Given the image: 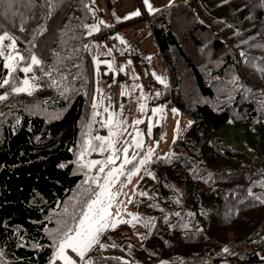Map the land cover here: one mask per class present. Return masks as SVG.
Returning a JSON list of instances; mask_svg holds the SVG:
<instances>
[{
  "label": "trees",
  "instance_id": "trees-1",
  "mask_svg": "<svg viewBox=\"0 0 264 264\" xmlns=\"http://www.w3.org/2000/svg\"><path fill=\"white\" fill-rule=\"evenodd\" d=\"M115 2L0 0V33L23 57L9 70L0 55V82L10 81L0 87V264H65L58 245L103 182L100 165L84 158L108 157L106 147L97 152L96 61L120 55L117 36L144 21L167 77L163 84L148 72L151 101L190 121L146 163L124 219L83 259L68 250L71 259L180 264L203 255L207 264H264V0H183L124 20ZM233 26L243 35L230 41ZM32 56L41 61L32 65L36 87L12 91ZM228 119L243 127L247 151L220 134Z\"/></svg>",
  "mask_w": 264,
  "mask_h": 264
},
{
  "label": "rangeland",
  "instance_id": "rangeland-1",
  "mask_svg": "<svg viewBox=\"0 0 264 264\" xmlns=\"http://www.w3.org/2000/svg\"><path fill=\"white\" fill-rule=\"evenodd\" d=\"M106 15L109 16V11H107ZM248 22L249 21L244 22L243 25ZM143 23L145 24V21L142 22V24ZM235 29H237V33L229 39L230 41H234L236 38L243 35V30L239 26H233L226 32ZM0 36L4 37L2 42H0V47L3 48L2 57L4 59V64L11 70L20 60L21 52L17 49L13 50L11 47L13 39L9 33L2 32ZM108 47L114 51V47L110 43H108ZM9 55L15 57V59L9 60ZM99 63L105 64L106 67L100 69L98 67ZM9 65H11V68L8 67ZM126 66L127 70L125 73L123 72V77L119 76L118 71L120 70L117 68L115 56L113 55L96 61L95 68V94L93 104L97 108L98 121L100 122L99 128L104 129V131L99 132L98 135L104 138L101 142L104 147L108 149V157L113 154V148L120 150L118 153L120 159L116 160V164L112 167H118L121 164L123 160L122 150L125 147L129 149V158L132 157L133 153L139 156L136 165L139 167V172L137 174L132 175L129 180L128 173L134 171V168L125 172V166L123 179L120 178L122 175L115 178V184L111 191L119 194L115 196L113 207L110 209L112 216L109 217L108 227H111L112 224H117L125 217L124 211L127 209V203L132 197L134 184L146 165H139V160L146 158L149 148L154 149L151 157L165 155L170 143L190 121V119L176 107L167 105L164 102L151 101L152 93L150 82L147 77L148 71L141 60L136 63V61L129 58ZM25 67H31V71H23L24 75L19 87L26 88L27 90L25 92H30L36 87L30 59L28 63L21 66V69ZM152 73L155 76L154 78H157V80L161 82L164 74L161 75L159 73L158 66H156L155 71H152ZM24 80H28L29 84L25 85L23 83ZM164 83L166 82H163V84ZM136 121H140V123H136ZM156 127H158L157 135L154 134V130H157ZM219 132L231 146L245 151L248 150L247 146L244 144L243 127L237 126L232 119H228L224 122L219 128ZM109 141H111L112 148L108 147ZM134 141H142L143 147L136 148L134 146ZM97 152H100L99 147ZM94 160L97 159L84 158L86 164ZM93 199H95V197ZM117 213H119V215H117ZM241 241L237 242L236 245L239 246ZM68 250L72 249H65L63 255L71 259L72 256ZM58 251L59 248L55 253V257L62 259L65 264H68L66 259L58 255ZM202 264H207V260L203 261Z\"/></svg>",
  "mask_w": 264,
  "mask_h": 264
},
{
  "label": "snow or ice",
  "instance_id": "snow-or-ice-1",
  "mask_svg": "<svg viewBox=\"0 0 264 264\" xmlns=\"http://www.w3.org/2000/svg\"><path fill=\"white\" fill-rule=\"evenodd\" d=\"M145 3L148 4V0H145ZM149 10H152L151 4H148ZM139 15V13H135ZM4 39L3 36H0V42ZM11 47L15 50V41H13ZM3 54V48L0 47V55ZM15 57L9 55V60H13ZM22 60L23 57H20ZM41 61L36 58L35 56L30 58L31 65H40ZM11 68V65L8 66ZM24 72L31 71V67H25L22 69ZM23 83L25 85L29 84L28 80H24ZM163 83V80H161ZM10 81L5 79L0 82V87L4 85H9ZM26 88L15 87L12 88L14 92H21L26 91ZM5 97L0 95V100L4 99ZM155 111V110H154ZM136 123H140V121H136ZM97 140H103L104 138L97 137ZM91 143L90 141L88 142ZM134 146L136 148L143 147L142 141H134ZM108 147L112 148L111 141L108 142ZM96 150V149H93ZM100 152L107 151L104 145H100L99 147ZM119 149L113 148V154L110 155L106 162L94 160L91 161L86 166L91 168L97 165H100L98 168V174L104 173L103 184L100 183V179H97L96 183L99 187V192H94L95 199H92L90 202L86 203V210L82 212L81 218L79 219V223L75 229H68L67 232L64 233V237L58 245L59 251L58 255L68 261V264H76L75 261H72L68 257H64L65 249H72L73 252H76L78 256L83 259L84 254L88 251L93 244H95L98 240L99 235L103 233V231L109 226V217L112 216L110 209L113 207V202L115 200V196L119 193H114L111 191L112 187L115 184V178L119 175H124V168L128 164H132L133 161L136 159V153L132 154V157L129 158L128 152L129 149L125 147L123 151V160L118 167H112L116 164V160L120 159ZM154 149L149 148L146 158L139 160V165L146 164L150 159ZM83 157V153L81 154V158ZM106 167H108V171H105ZM139 172V167L134 165V171L128 173V178L130 180L132 175H135ZM119 215V213H117ZM131 215V214H130ZM115 227V224L111 225ZM103 247V245H101ZM227 250V249H225Z\"/></svg>",
  "mask_w": 264,
  "mask_h": 264
},
{
  "label": "crops",
  "instance_id": "crops-1",
  "mask_svg": "<svg viewBox=\"0 0 264 264\" xmlns=\"http://www.w3.org/2000/svg\"><path fill=\"white\" fill-rule=\"evenodd\" d=\"M175 2L180 1L148 0V4H151L152 6V10H149L148 4L145 3V0H116L115 5L113 7V13L117 18L124 20L137 16L135 13L138 12L140 14L142 10H144L147 14H150L162 7L173 4ZM135 26L125 29L123 33L117 36V40L120 44L118 47L120 55L115 57L117 68L123 74V72L125 73V71L127 70L126 64L129 61V58L136 61V63L139 60H141L142 62L145 60V66L147 68V71L154 76L152 71L154 72L156 66H158L159 73L161 75L164 74L163 79L161 80H163V82H166L167 77L165 67L161 60V57L159 56L154 38L150 34H148L147 31L144 32L142 35H133L132 28H134ZM137 52L141 54V58L136 55Z\"/></svg>",
  "mask_w": 264,
  "mask_h": 264
},
{
  "label": "built area",
  "instance_id": "built-area-1",
  "mask_svg": "<svg viewBox=\"0 0 264 264\" xmlns=\"http://www.w3.org/2000/svg\"><path fill=\"white\" fill-rule=\"evenodd\" d=\"M147 29V22L145 21V24L141 23L134 28H132L133 35H142L144 32H146ZM243 241H241L239 246L243 245ZM205 256L203 255H187L185 256L184 260L180 264H199L205 261Z\"/></svg>",
  "mask_w": 264,
  "mask_h": 264
}]
</instances>
